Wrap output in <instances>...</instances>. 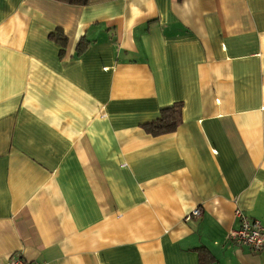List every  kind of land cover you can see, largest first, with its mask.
Returning <instances> with one entry per match:
<instances>
[{
    "label": "crops",
    "instance_id": "1",
    "mask_svg": "<svg viewBox=\"0 0 264 264\" xmlns=\"http://www.w3.org/2000/svg\"><path fill=\"white\" fill-rule=\"evenodd\" d=\"M237 211L264 225V0H0V264H264Z\"/></svg>",
    "mask_w": 264,
    "mask_h": 264
},
{
    "label": "built area",
    "instance_id": "2",
    "mask_svg": "<svg viewBox=\"0 0 264 264\" xmlns=\"http://www.w3.org/2000/svg\"><path fill=\"white\" fill-rule=\"evenodd\" d=\"M200 210L195 209L188 217H198ZM235 216L239 219V227L237 230L229 234L228 239L239 247H246L254 253L264 250V225L255 219H251L241 212L237 211ZM6 264H40L37 262H29L20 256H12Z\"/></svg>",
    "mask_w": 264,
    "mask_h": 264
},
{
    "label": "trees",
    "instance_id": "3",
    "mask_svg": "<svg viewBox=\"0 0 264 264\" xmlns=\"http://www.w3.org/2000/svg\"><path fill=\"white\" fill-rule=\"evenodd\" d=\"M62 3H66L72 6H86L91 0H55ZM50 38L59 43L61 47L65 44V37L62 33L56 32L50 35ZM85 44L80 43L78 46L79 53L82 52ZM180 118V105L175 104L170 107H165L160 110L157 120L144 126L145 131L152 136H159L172 133L179 124ZM199 264H205L204 260H201Z\"/></svg>",
    "mask_w": 264,
    "mask_h": 264
}]
</instances>
